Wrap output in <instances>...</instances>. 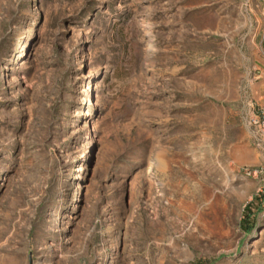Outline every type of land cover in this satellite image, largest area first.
Instances as JSON below:
<instances>
[{
  "label": "rangeland",
  "instance_id": "374dc122",
  "mask_svg": "<svg viewBox=\"0 0 264 264\" xmlns=\"http://www.w3.org/2000/svg\"><path fill=\"white\" fill-rule=\"evenodd\" d=\"M263 32L264 0H0V264H264Z\"/></svg>",
  "mask_w": 264,
  "mask_h": 264
},
{
  "label": "trees",
  "instance_id": "16d2710c",
  "mask_svg": "<svg viewBox=\"0 0 264 264\" xmlns=\"http://www.w3.org/2000/svg\"><path fill=\"white\" fill-rule=\"evenodd\" d=\"M250 205L248 204L246 205L245 209H246V215L244 216L241 224H240V228L245 232V233H251L255 227V222L254 220H249L250 218V214L249 212H247L248 210H250Z\"/></svg>",
  "mask_w": 264,
  "mask_h": 264
},
{
  "label": "built area",
  "instance_id": "2783aa9c",
  "mask_svg": "<svg viewBox=\"0 0 264 264\" xmlns=\"http://www.w3.org/2000/svg\"><path fill=\"white\" fill-rule=\"evenodd\" d=\"M262 45H263V48H264V32H263V36H262ZM261 122H262V126L264 128V115L261 117ZM253 123H257L256 120L253 121Z\"/></svg>",
  "mask_w": 264,
  "mask_h": 264
}]
</instances>
